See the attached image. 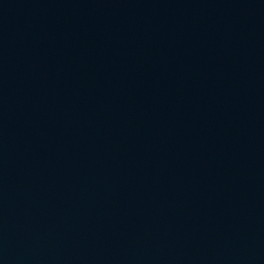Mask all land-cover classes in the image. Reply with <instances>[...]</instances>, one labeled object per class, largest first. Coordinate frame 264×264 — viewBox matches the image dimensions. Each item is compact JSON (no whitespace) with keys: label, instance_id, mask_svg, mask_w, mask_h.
<instances>
[{"label":"water","instance_id":"95a60500","mask_svg":"<svg viewBox=\"0 0 264 264\" xmlns=\"http://www.w3.org/2000/svg\"><path fill=\"white\" fill-rule=\"evenodd\" d=\"M0 264H264V0H0Z\"/></svg>","mask_w":264,"mask_h":264}]
</instances>
